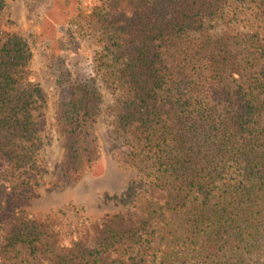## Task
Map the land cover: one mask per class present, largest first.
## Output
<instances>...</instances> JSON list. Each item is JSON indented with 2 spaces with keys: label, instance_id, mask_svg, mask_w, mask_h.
Returning <instances> with one entry per match:
<instances>
[{
  "label": "trees",
  "instance_id": "1",
  "mask_svg": "<svg viewBox=\"0 0 264 264\" xmlns=\"http://www.w3.org/2000/svg\"><path fill=\"white\" fill-rule=\"evenodd\" d=\"M3 4L0 209L27 198L38 158L33 109L42 96L28 81L29 42L1 27ZM240 7L256 20L236 42L226 26L242 22ZM82 18L107 45L95 71L113 76L121 91L118 126L129 129L134 155L151 162L144 214L104 223L92 247L24 217L0 226L3 251L20 244L51 264H102L126 245L130 264H264V0H97ZM219 26L226 30L216 35ZM101 105L92 76L69 84L58 104L54 124L69 178L99 159Z\"/></svg>",
  "mask_w": 264,
  "mask_h": 264
},
{
  "label": "rangeland",
  "instance_id": "2",
  "mask_svg": "<svg viewBox=\"0 0 264 264\" xmlns=\"http://www.w3.org/2000/svg\"><path fill=\"white\" fill-rule=\"evenodd\" d=\"M96 2L4 0L1 21L4 31L29 42L32 54L28 81L41 88L42 96L36 99L33 109L38 158L33 179L25 187L27 198L21 196L0 209V226L9 229L19 219L33 217L54 227L64 242L90 247L95 245L104 223L130 224L143 216L139 205L143 194H147L146 174L151 165L134 155L131 133L126 131L129 129L118 126L122 95L113 76L95 71L98 53L108 49L99 32L82 17ZM240 10L244 11L238 13L242 22L226 26L236 42L251 33L256 20L248 8ZM221 29L219 26L213 30L219 35L226 30ZM231 49L235 52L241 48L233 44ZM91 76L102 94L101 113L95 125L99 159L78 177L69 178L61 171L64 148L55 129V115L59 102L68 96L69 84ZM163 234L158 233L155 245ZM1 240L0 264H51L46 256L35 258L20 244L4 252ZM130 250L126 245L111 249L102 264H130ZM252 262L255 264L256 259Z\"/></svg>",
  "mask_w": 264,
  "mask_h": 264
}]
</instances>
